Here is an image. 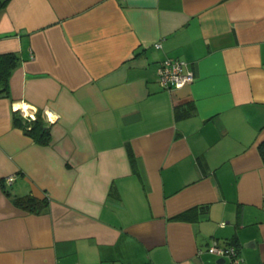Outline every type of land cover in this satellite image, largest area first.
I'll list each match as a JSON object with an SVG mask.
<instances>
[{
    "label": "crops",
    "instance_id": "obj_1",
    "mask_svg": "<svg viewBox=\"0 0 264 264\" xmlns=\"http://www.w3.org/2000/svg\"><path fill=\"white\" fill-rule=\"evenodd\" d=\"M3 52L0 264H264V0H0Z\"/></svg>",
    "mask_w": 264,
    "mask_h": 264
},
{
    "label": "trees",
    "instance_id": "obj_2",
    "mask_svg": "<svg viewBox=\"0 0 264 264\" xmlns=\"http://www.w3.org/2000/svg\"><path fill=\"white\" fill-rule=\"evenodd\" d=\"M19 64V56L13 52L0 53V96H9V77L13 69ZM13 122L19 126L25 134L30 136L36 143L46 145L50 141V123L45 120L41 113H36L34 118L23 117L14 114ZM4 179L1 180L4 183ZM13 203L29 212H39L47 205V198L38 199L33 195L26 194L14 196Z\"/></svg>",
    "mask_w": 264,
    "mask_h": 264
},
{
    "label": "built area",
    "instance_id": "obj_3",
    "mask_svg": "<svg viewBox=\"0 0 264 264\" xmlns=\"http://www.w3.org/2000/svg\"><path fill=\"white\" fill-rule=\"evenodd\" d=\"M155 46L160 47V43H156ZM184 63L183 60L175 57H166L158 63V81L163 88L172 90L193 81V72L190 70L185 71ZM26 117L34 118V115L31 114ZM14 178L15 175L11 174L5 177V181L11 183ZM206 251L220 258H224L228 264H241L242 261L237 247L231 243L220 244L214 241L206 247Z\"/></svg>",
    "mask_w": 264,
    "mask_h": 264
},
{
    "label": "water",
    "instance_id": "obj_4",
    "mask_svg": "<svg viewBox=\"0 0 264 264\" xmlns=\"http://www.w3.org/2000/svg\"><path fill=\"white\" fill-rule=\"evenodd\" d=\"M218 261L223 262V261H225V259L224 258H219Z\"/></svg>",
    "mask_w": 264,
    "mask_h": 264
}]
</instances>
